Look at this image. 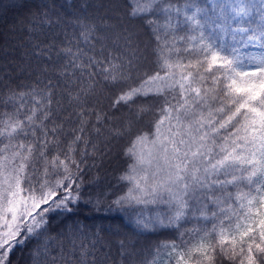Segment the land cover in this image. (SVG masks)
<instances>
[{
    "label": "snow or ice",
    "instance_id": "obj_1",
    "mask_svg": "<svg viewBox=\"0 0 264 264\" xmlns=\"http://www.w3.org/2000/svg\"><path fill=\"white\" fill-rule=\"evenodd\" d=\"M127 7L129 22L138 18L157 41V70L145 73L146 78L137 77L136 83L134 57L127 63L116 57H105L103 62L89 58L87 66H99L96 74L103 77L104 86L119 91L112 107H129L124 122L112 125L111 135H131L133 126L152 112L153 104L133 110L135 98L151 95L163 100L154 113L158 118L153 130L136 134L125 150L134 163L121 180L132 186L113 204L155 202L158 195L167 193L168 203L175 208L167 221L171 226L186 215L189 200L207 196L217 205L227 204V210H220L223 219L210 230H193L179 244L158 246L166 250L162 264H264V0H205L204 6L185 0L183 8L171 3L161 7L160 0H128ZM157 11L164 13L163 24ZM173 11L183 15L181 23L186 28L181 30L186 35L169 33L176 28ZM115 35L130 46L135 33L124 28ZM178 41L186 46L178 48ZM249 46L260 51L241 53ZM62 51L73 68L84 67L77 63L82 52L71 47ZM92 75L91 83H80L75 94L73 81L66 80L69 105L81 108L76 114L79 127L72 130L70 140L65 139L64 125L50 107L55 102L62 108L51 89L41 99L33 97L35 104L23 119L18 118L19 110L0 119V264H11L16 247L42 234L37 230L47 224L49 213L71 211L69 204L83 195L77 181L88 155L79 151L80 143L89 144L85 133L90 121L84 117L95 116L92 127L97 132V125L108 123L102 110H85L87 97L96 95ZM16 95L13 92L8 99ZM227 185L235 187L234 197L229 192L226 200L217 198L215 192L226 191ZM201 215L207 219L203 209ZM164 223L160 221L161 226ZM49 248L37 247L31 254L32 264H57ZM87 255L83 249L80 264H87Z\"/></svg>",
    "mask_w": 264,
    "mask_h": 264
},
{
    "label": "trees",
    "instance_id": "obj_2",
    "mask_svg": "<svg viewBox=\"0 0 264 264\" xmlns=\"http://www.w3.org/2000/svg\"><path fill=\"white\" fill-rule=\"evenodd\" d=\"M168 3L183 8L185 0H160L161 7ZM195 3L204 6L205 0H195ZM127 5L128 0H0V119L8 113L16 114L17 110L18 118L23 119L35 104L33 97L41 99L51 89L55 92L54 101H60L62 108H58L55 102L50 107L58 114L57 122L64 125L65 139L70 140L72 130L79 127L80 117L76 114L81 108L69 105L66 80L73 81L71 87L75 94L80 83L85 86L91 83L89 73L97 81L96 95L87 97L85 110L94 108L108 115V123L97 125L99 132L92 127L96 125L95 116L84 117L90 123L85 133L89 144L79 145V151L88 152L77 181L81 184L82 197L77 203L69 204L71 211L49 213L47 224L37 230L42 234L33 235L25 245L16 247L11 254V264H32L33 251L45 245H50V252L54 250L57 264H80L84 259L81 256L83 249L88 253L87 264H151L153 260L162 264L166 250L158 246L172 241L179 244L182 239H188L193 230H210L213 224L219 225L223 219L220 210H227V204L217 205L207 196L189 200L186 215L171 226L167 221L174 215L175 208L168 203L167 193L158 195L155 202L113 204L132 186L121 180V176L128 173L129 165L134 163L124 154L125 150L136 134L153 130L154 118H158L154 113L163 100L151 95L135 98L131 105L133 110L140 105L153 104L152 112L133 126L131 135L123 138L111 135L112 125L119 126L124 122L129 107H112L119 91L104 86L103 77L96 74L99 66H87L89 58L103 62L105 57H116L127 63L134 57L138 71L132 75L136 83H139L137 77L146 78L145 73L152 75L157 70L154 53L157 41L138 18L129 22ZM156 17L160 24L164 23L162 11H157ZM172 17L176 28L169 29V33L175 31L177 36L186 35V31L181 30L186 28L181 23L183 15L173 11ZM124 28L135 33L130 46L123 39H116V31L122 32ZM161 36L163 38V31ZM171 38L169 35V41ZM184 46L182 41L177 42L178 48ZM68 47L73 52L79 50L83 53L77 61L84 65L83 68H73L69 63L70 58L62 51ZM259 51L251 46L241 49V53ZM172 55L176 58L178 54L173 52ZM62 71H66V75H61ZM13 92L17 95L9 100ZM20 93L24 95L20 96ZM229 192L234 197L235 187L227 185L226 191L218 190L215 196L226 200ZM144 199L151 201L152 197ZM233 207L238 205L233 202ZM202 209L207 219L201 215ZM212 212L217 216L213 217ZM161 220L165 222L164 226H161ZM182 233L185 235L181 236ZM61 255L63 259H60Z\"/></svg>",
    "mask_w": 264,
    "mask_h": 264
},
{
    "label": "rangeland",
    "instance_id": "obj_3",
    "mask_svg": "<svg viewBox=\"0 0 264 264\" xmlns=\"http://www.w3.org/2000/svg\"><path fill=\"white\" fill-rule=\"evenodd\" d=\"M31 221H29V223H30Z\"/></svg>",
    "mask_w": 264,
    "mask_h": 264
}]
</instances>
